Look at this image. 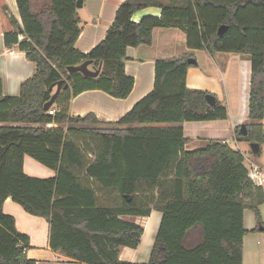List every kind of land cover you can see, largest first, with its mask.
Masks as SVG:
<instances>
[{"label": "trees", "instance_id": "trees-1", "mask_svg": "<svg viewBox=\"0 0 264 264\" xmlns=\"http://www.w3.org/2000/svg\"><path fill=\"white\" fill-rule=\"evenodd\" d=\"M15 1L21 26L5 34V44L16 45L36 70L16 97L2 95L0 81V264H36L26 253L29 236L3 211L6 198L45 218L52 250L83 264H135L119 251L138 247L144 228L123 217L148 216L152 208L162 219L148 261L137 264H242L243 214L249 209L261 223L264 190L248 177L243 153L227 142L207 139L186 149L183 122L228 118L226 104L216 99L211 106L210 92L186 85L191 54L157 59L153 88L116 121H100L93 112L70 115L67 104L87 89L125 98L134 84L124 70L126 48L150 44L156 27H175L189 49L248 55L249 122L247 133L238 125L234 137L261 147L264 0H124L87 53L74 47L81 31L76 0ZM150 5L160 7L159 16L132 20ZM85 60L100 66L97 76L67 71ZM59 80L61 90L46 110L49 86ZM144 123L151 126H137ZM25 155L56 174L28 175Z\"/></svg>", "mask_w": 264, "mask_h": 264}, {"label": "crops", "instance_id": "crops-1", "mask_svg": "<svg viewBox=\"0 0 264 264\" xmlns=\"http://www.w3.org/2000/svg\"><path fill=\"white\" fill-rule=\"evenodd\" d=\"M123 1L124 0H81V7L77 8L81 31L74 43V47L84 53L94 48L104 38L107 29L113 22L119 4ZM159 1L181 5L184 4L186 0ZM160 13V7L150 5L135 11L132 15V20L138 21L143 16L147 15L159 16ZM20 26L21 19L16 1L0 0V81L1 93L5 96H18L20 83L32 76L36 70L34 62L26 59L24 52L19 50L16 45L7 46L5 44V34H12V32H15ZM18 38H21V36ZM183 53L191 54L196 60V63L187 69L186 85L190 88L207 90L213 95L216 94L217 96H214L222 103H224L223 100L226 99L224 75L227 72V68L231 65L233 60H237L239 63L243 64L250 63L248 55L244 54L231 52H215L209 54L203 49H189L186 46V37L182 30L175 27H156L152 31V40L150 44H140L137 46H128L126 48L124 70L127 75L134 78V84L130 93L125 98L113 97L100 89H87L69 100L67 104L68 113L74 116H83L88 112H93L97 119L103 122L118 120L153 88L155 61L160 58H170ZM89 68H93L92 64L89 65ZM215 70L218 71L219 77H217ZM52 90L54 92L55 88ZM222 96H224V99ZM229 115L230 110H228V117ZM246 115H248V100ZM238 116L241 118L240 114ZM240 120L243 123L249 122L246 119ZM223 121L229 122V118L225 120L183 122L182 127L184 135L188 138V141L185 143L186 149L200 147L207 139H219L229 144V138L231 136L235 144L229 145L235 149H239L243 153V156L246 157V159L244 158V163L247 165V168L251 164L264 168L263 165H259L248 157L250 148L249 143L246 142L248 151L247 149L243 150L240 144L244 141L235 139L234 129L240 123L237 124L236 119L228 124ZM168 125L172 126L175 124ZM48 126L57 125L49 124ZM256 159L260 161L257 156ZM246 161H248L249 164H247ZM26 166H28V168ZM23 169L28 175L35 177H49L56 174L54 170L41 163H39V165L34 164V159L29 155L24 156ZM260 185L264 190V176ZM3 211L13 216L18 231L29 236L30 247L27 249L26 253L29 258L36 261V264H83L60 252L52 250L49 245L50 225L45 218L27 213L11 198H6L4 200ZM246 213L247 212L244 211L243 214L244 227L250 229L252 227H247L246 225ZM123 218L134 222L140 221L139 224L144 228L141 241L145 235H148V240L152 238V241L149 245V249L146 251L145 249L141 251L139 248L141 241L136 248L122 247L119 251V258L135 264L147 262L162 219V212L152 208L148 216H124ZM242 264H264L263 233H246L243 236Z\"/></svg>", "mask_w": 264, "mask_h": 264}, {"label": "rangeland", "instance_id": "rangeland-1", "mask_svg": "<svg viewBox=\"0 0 264 264\" xmlns=\"http://www.w3.org/2000/svg\"><path fill=\"white\" fill-rule=\"evenodd\" d=\"M249 72H250V63L243 64V63H239L237 60H233L231 65L227 68V72L224 75V86H225L226 99L223 98L224 96H222V98L224 99L223 100L224 103L227 104L228 110H230V115L228 117L229 122L223 121L224 123L227 122L228 124L230 122L235 121L236 119L237 124L238 123L243 124V122H241L240 119L248 120L246 112H247V100H248V89H249V86H248L249 75H250ZM215 73L217 77H219L218 71L215 70ZM239 114L241 115V118L238 116ZM261 122L264 126V119ZM153 125H158V124H153ZM166 125L168 124H162V125L160 124L159 126H166ZM137 126H151V124L144 123V124H137ZM229 140H230L229 144H232V145L235 144L231 136ZM240 147L243 150L247 149L248 151V145L246 142L241 143ZM260 148H261L260 153L256 155L260 159V161H258L256 159V156L251 153L250 148L248 151L249 153L248 157L251 158L256 163H258L259 165L264 166V143L261 145ZM246 163L249 164L248 161H246ZM34 164L39 165V163L35 160H34ZM26 167L28 168V166ZM245 211L247 212L246 213V225L247 227H252L250 229H247L248 230L247 233L249 234L263 233L264 234V230L259 229V226L264 227V202L259 206L261 223H259L255 219L254 213L251 210L246 209ZM137 222L139 223L140 221H137ZM151 241H152V238L148 240V235L147 236L145 235L139 246L141 251L144 249L145 251L148 250Z\"/></svg>", "mask_w": 264, "mask_h": 264}, {"label": "water", "instance_id": "water-1", "mask_svg": "<svg viewBox=\"0 0 264 264\" xmlns=\"http://www.w3.org/2000/svg\"><path fill=\"white\" fill-rule=\"evenodd\" d=\"M76 7L77 8L81 7V0H76ZM225 29H226L225 25L219 26V28L217 30V34L219 36H221L223 34V32L225 31ZM187 62L188 63H196V60L193 57H189V58H187ZM91 63H92L91 60H85L78 65L68 66L67 71L68 72H80L81 74H83L85 76L95 77L98 75V73L100 71V66L96 69L89 68V65ZM61 84H62V80H59L55 83H52L49 86V90H52L53 88H55V90H54L53 94L51 95L50 99L44 104V109L47 110L54 103L57 94L61 90ZM67 86H68V84L64 85V87H67ZM205 98H206L207 103L211 106L214 105L216 102V97L212 93L206 94ZM239 132L243 135H245L247 133L246 126L244 123L240 124ZM249 147H250L252 154H254V155L258 154V152L260 150V145L257 142L249 143ZM259 229L264 230V227L259 226Z\"/></svg>", "mask_w": 264, "mask_h": 264}, {"label": "built area", "instance_id": "built-area-1", "mask_svg": "<svg viewBox=\"0 0 264 264\" xmlns=\"http://www.w3.org/2000/svg\"><path fill=\"white\" fill-rule=\"evenodd\" d=\"M54 108L48 110L49 114H53ZM246 159V157H244ZM248 160V159H247ZM264 176V168L259 167L255 164H251L248 167V177L251 179L252 182L255 184L260 185L262 183V178Z\"/></svg>", "mask_w": 264, "mask_h": 264}, {"label": "bare ground", "instance_id": "bare-ground-1", "mask_svg": "<svg viewBox=\"0 0 264 264\" xmlns=\"http://www.w3.org/2000/svg\"><path fill=\"white\" fill-rule=\"evenodd\" d=\"M154 225V224H153Z\"/></svg>", "mask_w": 264, "mask_h": 264}]
</instances>
